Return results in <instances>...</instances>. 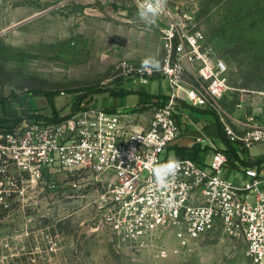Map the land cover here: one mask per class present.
Wrapping results in <instances>:
<instances>
[{"label": "rangeland", "instance_id": "obj_1", "mask_svg": "<svg viewBox=\"0 0 264 264\" xmlns=\"http://www.w3.org/2000/svg\"><path fill=\"white\" fill-rule=\"evenodd\" d=\"M168 1L194 18L227 63L233 105L262 97L264 0ZM138 8L135 0H0V101H17V115L33 105L61 117L80 99L101 107L97 99L111 90L128 91L129 68L163 56L158 21L144 24ZM7 111L0 104V120ZM101 179L111 177L50 172L0 209V264H253L245 240L221 227L188 247L164 229L144 249L119 248L100 223L108 187Z\"/></svg>", "mask_w": 264, "mask_h": 264}, {"label": "built area", "instance_id": "obj_2", "mask_svg": "<svg viewBox=\"0 0 264 264\" xmlns=\"http://www.w3.org/2000/svg\"><path fill=\"white\" fill-rule=\"evenodd\" d=\"M157 21L163 49L159 70L129 68L132 83L162 79L170 86L148 128L137 130L121 112L95 103L61 120H38L30 112L1 119L0 209L10 210L12 201L50 172L103 175L111 179H101L108 187L100 223L119 248L144 249L164 229H174L180 244L188 247L221 227L245 240L253 264H264L261 166H245L237 182L225 175L228 156L223 150H216L205 164L165 156L181 136L185 105L216 113L229 140L242 141L245 147L264 143V126L246 129L240 136L226 123L221 100L231 90L229 67L190 14L167 0ZM260 94L264 98V91ZM170 160L180 166L174 178H167L169 183L160 185L152 169Z\"/></svg>", "mask_w": 264, "mask_h": 264}, {"label": "crops", "instance_id": "obj_3", "mask_svg": "<svg viewBox=\"0 0 264 264\" xmlns=\"http://www.w3.org/2000/svg\"><path fill=\"white\" fill-rule=\"evenodd\" d=\"M123 87H129L130 93L123 96L106 94L97 101L102 99V106L113 112H121L135 129L148 128L155 109L162 103L161 100L152 96L168 97L170 91L168 82L162 79L152 80L147 84L130 82ZM118 91L115 90L117 93ZM130 94L139 96L138 104H125L126 96ZM16 102L0 101L4 107H8V111L4 112V118L18 114V110L13 109ZM221 104L225 111L226 123L231 125L240 136L246 129L264 126L263 97L252 100L243 96L240 103L233 105L227 93L221 100ZM180 127L181 136L169 146L166 157L194 158L205 164L210 162L216 150H223L229 157L225 175L233 177L237 182L241 181L244 167L248 163L264 160V143L245 147L242 141H230L220 117L214 112L185 105L180 116ZM261 169L264 171V162L261 164Z\"/></svg>", "mask_w": 264, "mask_h": 264}, {"label": "clouds", "instance_id": "obj_4", "mask_svg": "<svg viewBox=\"0 0 264 264\" xmlns=\"http://www.w3.org/2000/svg\"><path fill=\"white\" fill-rule=\"evenodd\" d=\"M167 0H143L138 8V17L141 22L151 26L156 23L157 18L166 11ZM160 62L154 57H147L141 62V70H159ZM179 161L170 160L164 165L152 169L156 182L160 185L169 183V176L175 177L179 168Z\"/></svg>", "mask_w": 264, "mask_h": 264}, {"label": "trees", "instance_id": "obj_5", "mask_svg": "<svg viewBox=\"0 0 264 264\" xmlns=\"http://www.w3.org/2000/svg\"><path fill=\"white\" fill-rule=\"evenodd\" d=\"M109 92V91H108ZM35 94H38V92H34ZM111 95H115V94H118V95H126V94H129L130 92H115V91H110L109 92ZM152 98H157L159 100H161V105L165 104V100L167 99V97H164V96H152ZM85 106L83 105L82 103V99H80V102L78 103V105L74 108L73 110V113L80 110V109H83ZM26 110L27 112H30L29 113V116L32 117V118H35V119H38V120H46V121H54L55 119H63L61 117H59L58 115H54L53 117H47V116H43V115H39L37 114L36 112L38 111L36 109V107H34L33 105H29L26 107ZM225 137V136H224ZM235 153V152H234ZM235 155L237 156V153H235ZM264 162V160H261V161H257V162H250L247 164V166H254V165H258V166H261V164ZM228 163H229V157H228ZM227 163V164H228Z\"/></svg>", "mask_w": 264, "mask_h": 264}]
</instances>
